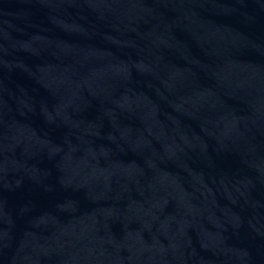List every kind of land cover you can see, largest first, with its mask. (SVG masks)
<instances>
[{"label": "water", "instance_id": "1", "mask_svg": "<svg viewBox=\"0 0 264 264\" xmlns=\"http://www.w3.org/2000/svg\"><path fill=\"white\" fill-rule=\"evenodd\" d=\"M0 264H264V0H0Z\"/></svg>", "mask_w": 264, "mask_h": 264}]
</instances>
